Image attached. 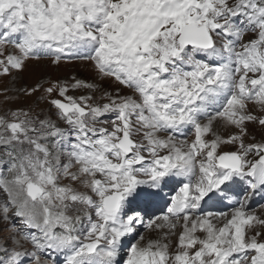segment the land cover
I'll use <instances>...</instances> for the list:
<instances>
[{"label": "snow or ice", "instance_id": "obj_1", "mask_svg": "<svg viewBox=\"0 0 264 264\" xmlns=\"http://www.w3.org/2000/svg\"><path fill=\"white\" fill-rule=\"evenodd\" d=\"M0 77V264H264V0H0Z\"/></svg>", "mask_w": 264, "mask_h": 264}, {"label": "rangeland", "instance_id": "obj_2", "mask_svg": "<svg viewBox=\"0 0 264 264\" xmlns=\"http://www.w3.org/2000/svg\"><path fill=\"white\" fill-rule=\"evenodd\" d=\"M77 76L78 78L88 77L90 74L80 66L79 62L71 61L68 63H62L59 67L51 65L47 60L37 61H29L27 69L19 74V80L17 81L15 86H20L22 84L32 85L38 79L41 78H51V79H68L71 76ZM13 84L11 82L10 77H0V89L5 87H12ZM72 94V93H70ZM36 97L33 96L31 98H24L21 97L19 100L14 102L5 103L4 97L0 96V114H3L5 110L8 108H17V107H24L28 108L32 106L35 111H39L40 109L35 105ZM40 107L45 108L48 110L47 105L41 103ZM54 113V109L51 110ZM53 118H55L53 116ZM3 165H0L2 168ZM264 202V201H262Z\"/></svg>", "mask_w": 264, "mask_h": 264}, {"label": "bare ground", "instance_id": "obj_3", "mask_svg": "<svg viewBox=\"0 0 264 264\" xmlns=\"http://www.w3.org/2000/svg\"><path fill=\"white\" fill-rule=\"evenodd\" d=\"M63 258L62 257H60V260H62Z\"/></svg>", "mask_w": 264, "mask_h": 264}]
</instances>
